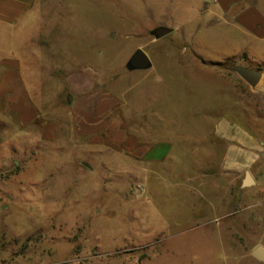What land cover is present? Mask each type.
Listing matches in <instances>:
<instances>
[{
  "label": "rangeland",
  "instance_id": "1",
  "mask_svg": "<svg viewBox=\"0 0 264 264\" xmlns=\"http://www.w3.org/2000/svg\"><path fill=\"white\" fill-rule=\"evenodd\" d=\"M245 2L264 13V0ZM239 8L32 0L21 19H0V80L3 61L19 60L41 112L24 125L0 96V264H264L251 254L264 247V62L237 53L264 57V42L233 25ZM160 26L173 31L158 39ZM138 48L151 69L128 70ZM236 65L261 70V82ZM70 72L117 98L121 149L106 134L79 140L68 119L56 141L43 138V121L71 106L68 89L58 98ZM222 120L233 139L217 132ZM247 170L256 183L242 187Z\"/></svg>",
  "mask_w": 264,
  "mask_h": 264
},
{
  "label": "crops",
  "instance_id": "2",
  "mask_svg": "<svg viewBox=\"0 0 264 264\" xmlns=\"http://www.w3.org/2000/svg\"><path fill=\"white\" fill-rule=\"evenodd\" d=\"M245 1L210 0V3L213 6L217 5L220 9L219 12L224 16L234 6L243 4ZM31 6L32 0H0V19L8 22L19 20L28 12ZM220 13H216L215 16L218 18L221 16L219 15ZM234 20L233 25L246 37L258 42H264V13L257 3L240 7L234 13ZM255 41H252L251 45ZM254 48V46L250 48L248 46L240 47L237 53L247 51L246 53L251 59L255 60L256 58L264 62V57H260ZM3 63L10 67V70L0 80V96H7L9 108L20 116L24 125H31L41 117V112L18 80V77H21V73L16 70L20 66V61L10 59L3 61ZM245 66L255 68L250 65ZM96 86L95 81L78 72H70L65 76L63 83H60L61 91L58 98L61 100L63 98L62 93L68 89L69 93L73 95L69 102L71 103L72 101L71 106L69 109L56 108L53 112L56 119L43 121V138L56 141L60 137L61 131H65L68 128L69 125L65 122L68 119L71 122L72 130L77 133L79 140L92 139V141L97 142L103 140L104 134H106L110 136L114 145L121 149L126 144L129 135L125 126L126 122L122 114L118 113V100L109 92L96 91ZM61 118L66 119L62 120ZM233 124V120H222L219 122L217 132L222 138L233 139L234 136L230 132ZM230 133L231 135H229ZM235 135L237 138L238 132H235ZM230 148H233L232 145ZM147 151L148 148L144 146L136 149V153L143 156Z\"/></svg>",
  "mask_w": 264,
  "mask_h": 264
},
{
  "label": "water",
  "instance_id": "3",
  "mask_svg": "<svg viewBox=\"0 0 264 264\" xmlns=\"http://www.w3.org/2000/svg\"><path fill=\"white\" fill-rule=\"evenodd\" d=\"M173 31L172 28L160 26L154 30L156 38H162ZM153 66L152 60L148 53L143 48H138L131 56L127 63L128 70H146L151 69ZM232 71L237 72L250 86L256 87L263 78V72L259 69L252 68L245 65H236L231 68ZM256 183L249 170L246 171L245 177L242 182V187H249ZM251 254L258 260L264 261V247L258 246L252 250Z\"/></svg>",
  "mask_w": 264,
  "mask_h": 264
},
{
  "label": "trees",
  "instance_id": "4",
  "mask_svg": "<svg viewBox=\"0 0 264 264\" xmlns=\"http://www.w3.org/2000/svg\"><path fill=\"white\" fill-rule=\"evenodd\" d=\"M241 5H242V6H245V5H246V2H244V4H240V7H242ZM238 6H239V5H238Z\"/></svg>",
  "mask_w": 264,
  "mask_h": 264
}]
</instances>
